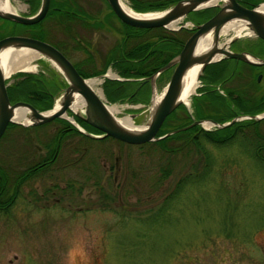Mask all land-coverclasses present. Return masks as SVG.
<instances>
[{
	"label": "rangeland",
	"instance_id": "1",
	"mask_svg": "<svg viewBox=\"0 0 264 264\" xmlns=\"http://www.w3.org/2000/svg\"><path fill=\"white\" fill-rule=\"evenodd\" d=\"M10 3L17 14L27 13L28 6L22 1ZM82 6L86 9L85 3ZM88 6L93 17L107 13L103 0H88ZM40 26L43 41L59 44L60 34L51 17ZM184 31L179 33L181 39ZM232 33L221 34L220 43ZM93 36L96 43L97 38H107L102 32ZM239 36L240 45L255 38L246 31ZM96 50H102L99 44ZM20 73L33 74L34 69ZM243 73L247 75L244 86L250 92L253 77L247 68L242 67ZM259 74L255 82L264 87V70ZM93 90L99 94L98 84ZM219 92L223 95L222 89ZM114 104L120 111L115 114L118 118L134 113L130 103ZM149 110L147 105L135 115L133 125L144 124ZM258 126L264 132V121ZM202 129L210 131L213 126L202 125ZM250 137L240 134L237 139L246 144ZM8 139L0 144V164L8 172V164L17 170L26 167L31 148L13 149ZM204 140L200 150L207 154L211 170L205 183L186 187L176 204L179 211L170 214L164 228H157L149 244L140 240L131 248L138 240L136 215L155 208L178 178L191 173L190 165L200 159V150L187 144L167 153L157 144L128 146L104 140L90 142L92 157L88 159L85 153L70 150L77 142L68 139L48 170L24 182L8 212H0V264H264V162L255 164L236 139L233 145L220 148Z\"/></svg>",
	"mask_w": 264,
	"mask_h": 264
},
{
	"label": "trees",
	"instance_id": "2",
	"mask_svg": "<svg viewBox=\"0 0 264 264\" xmlns=\"http://www.w3.org/2000/svg\"><path fill=\"white\" fill-rule=\"evenodd\" d=\"M20 1L28 6L29 14H33L39 5V0ZM80 1L83 0H49L48 10L38 23L32 25L15 23V25L21 30V33L19 34H25L33 38L44 40V31L41 29L40 25L44 19L50 17L57 25L59 24V21L63 23L64 31H69L71 23L68 22L70 19L67 18H71L72 20L83 18ZM176 1L177 0H128L130 8L133 11L140 13L160 11ZM263 1L264 0H237L239 4L247 8H251ZM103 2L109 9L105 0H103ZM215 11L216 8L214 7L195 10L187 14L184 20L190 21L193 24H199L209 18ZM106 15V18H108V16H114L110 9ZM89 16L93 18L90 14ZM73 24L74 22H72V25ZM122 25L125 30L123 39H119L114 47L109 50H122L123 56L116 57L114 53H111L110 58L105 61V65H107L110 60H114L113 69L120 77L147 78L181 49L180 43L183 39L178 37L179 32L168 30L163 27L137 28L124 23ZM192 30L194 29L192 28L189 29V31H186L190 34ZM73 31H75V28H73L72 35H70L73 39L71 40L73 43L72 48L79 49L81 46L74 37H80H78L76 32ZM135 38L136 40H134ZM243 46L246 48L245 51L251 55L258 58H264L263 40L254 38L253 40L245 42ZM234 49V52L239 51L237 50L238 47H234ZM118 58H120V60ZM242 67L249 69V74L253 77L251 80L253 87L250 89V92H247V89L244 86V83L247 81V75L244 73L241 75ZM262 70H264V65H249L240 60L230 58H222L208 64L204 67L198 78L200 86L196 89L197 95L192 96L190 100L192 116L188 114L182 104L178 105L165 117L156 136H160L169 130L184 127L190 124L193 120L209 119L217 123H223L239 115H256L264 112V87H261L255 82L256 75ZM96 74H98V71H93L89 76ZM24 75V73L17 72L11 76L13 81L8 91L10 102L25 100L27 93L29 94L31 89H34L32 75ZM230 81H234V83L226 85L227 82ZM106 83L111 84L113 82L106 81ZM23 89L27 91L25 92ZM221 89L223 90V95L219 92ZM116 97L117 96H111L106 93V100L108 102H116L113 100V98L115 99ZM50 103V100L46 98L45 104H35L38 105L39 109H47L50 106ZM263 121L264 118L263 120L261 119L258 121L242 119L222 129L213 128L210 131L203 130L200 126L194 125L157 141L147 143L157 144L165 152L172 153L187 144L193 145L196 149L200 150L202 140L204 139V141L214 148L233 145L234 140L236 139L235 142L242 147L243 153L252 159L255 164H260L264 162V132L258 130V125ZM8 128L9 124L6 129ZM245 130H249V132ZM95 131L98 132L97 129ZM247 133H249L251 137L247 140L246 144H242L238 141L237 136L240 134L247 135ZM5 135L6 131L3 137ZM167 143H171L172 146L167 147ZM178 144L182 145L178 146ZM200 152V159L194 160L190 165L191 173L188 172L184 177L178 178L173 184L172 190L164 195L155 208L149 207L142 213L136 215L135 222L138 227L135 236L138 240L136 241V244H132L134 246L131 248H135L140 240L144 241L142 244H149L150 238L155 231H157V228H164L163 224L169 220L170 214L179 211V207H177L176 204L186 187L193 188L205 183V177L210 174L211 170L209 168L207 154L203 150H200ZM52 154L53 151L50 152L44 167L49 166V163L52 160ZM202 162L203 167H201ZM200 168L202 170H200ZM38 169L39 167L33 169L31 166L30 169H25L16 174L14 182L8 186L6 183L8 173L5 167L0 164V212L7 213V207L9 205L11 206L17 197L18 185L24 180L35 176ZM217 173L220 175L221 171H218ZM225 236L226 238L229 237V235Z\"/></svg>",
	"mask_w": 264,
	"mask_h": 264
},
{
	"label": "water",
	"instance_id": "3",
	"mask_svg": "<svg viewBox=\"0 0 264 264\" xmlns=\"http://www.w3.org/2000/svg\"><path fill=\"white\" fill-rule=\"evenodd\" d=\"M105 1L119 21L137 28L163 27L176 30L185 27L188 22L185 21L176 28H171L169 25L171 23H179L192 11L207 7H215L216 11L203 22L193 25L194 31L183 42L179 52L159 67L153 74L145 78V80L148 79L152 84L154 78L159 73L168 68H173L157 101H153L154 96L157 94L154 88L151 87L148 103L150 107L149 116L144 124L140 126L134 125L132 128L125 127L117 121L118 117L108 111L107 104L86 85L85 79L79 77L70 61L54 46L45 41L28 36L14 35L0 39V53L5 49L19 48L34 51L38 55L37 58L46 60L66 81V86L58 99V108L38 112L27 103L21 101L12 104L9 103L4 83V80L9 76H4L2 67H0V136L6 125L13 122L15 108H25L28 111L27 123L35 125L64 113L66 109H69L73 96H78L83 102L82 111L77 113L76 116L101 132L99 136L95 137H111L130 145L157 141L188 127L202 125V123H209V125L214 126L216 129H222L242 119L258 121L264 118V112H262L256 115H239L223 123H217L209 119L194 120L187 126L171 130L160 136H155L165 117L182 103L180 95L183 87V78L189 69H197L196 78L198 80L205 66L222 58L240 60L254 66L264 65V58L255 57L245 51L233 52L227 49L230 42L238 38L239 34L243 31H247L248 34H252L254 37L264 41V10L259 8L264 4V1L251 8H247L237 3L236 0H218L213 4H207L211 0H177L165 9L157 12L137 13L154 14L147 17L134 16L125 12L121 8L119 0ZM48 5L49 0H39L36 11L31 15H21L10 9L0 8V16L18 24L31 25L39 22L44 17ZM233 21L242 24V29L244 30L238 34L234 33L226 41L220 43L221 28L226 23ZM204 36L210 37V44L206 49L197 52V42ZM215 56L218 57L215 58ZM259 78L260 75H257V81H259ZM128 116L132 121L135 114L132 113Z\"/></svg>",
	"mask_w": 264,
	"mask_h": 264
},
{
	"label": "flooded vegetation",
	"instance_id": "4",
	"mask_svg": "<svg viewBox=\"0 0 264 264\" xmlns=\"http://www.w3.org/2000/svg\"><path fill=\"white\" fill-rule=\"evenodd\" d=\"M84 1L85 0L80 1V6L82 7L81 9L83 11V13L81 14L83 18H78L74 20H72L71 18H67L70 19L68 22L71 23V24L69 23L70 24L69 31L66 32L63 30L64 25L60 21L58 25L54 23L55 31L58 34H60V38L57 40L61 45L60 46L58 43H55V47L70 61L71 65L73 66L79 77L85 80H91L96 77L97 82H95L96 84H93L91 89L93 90V88L96 87L98 84L99 94L102 96V98L105 101H107L106 93L111 96H117L115 98L116 102H125L126 104L130 103L131 105L134 106L133 108L135 109L133 110L134 111L133 114L137 116L138 114L141 113V111H143V109L147 108L151 94V87L154 88L155 92H157L160 87L161 88L164 87L169 79V76L173 68L172 67L168 68L167 70L159 73L154 78L152 84L148 79L145 80V77H139V78L120 77L113 69L114 60H110L109 63H107V65H105V61L108 58H110L111 53H114L116 57L123 56L122 50H113V51L109 50L114 47V45L119 39L121 38L123 39L125 34V30L122 25L123 23L119 21L117 17H115V15L113 17L108 16V18H110V22L113 23L112 25L113 27L109 24L108 18L104 17L106 14L95 18L90 17L89 16L90 10L88 9L89 7L88 0H86L85 2ZM83 3H85L86 9L82 6ZM6 4L7 5L11 4L10 0H0V8L5 9ZM105 8L107 10L106 12H108L109 9L107 8L106 5ZM26 14H29L28 8ZM72 22H74L73 25ZM191 25L192 26L190 27V29H192L193 25L195 24L191 23ZM73 28H75V31L73 32L78 33L77 31H79V33L82 34L81 36L83 38L82 39L81 37L80 38L74 37L76 41H78V44L81 46V48L76 50H73L72 48L73 43L71 40L73 39L70 37V35H72ZM114 28H116L117 30ZM184 30L186 29L185 28L179 29L176 32L181 33ZM193 31L194 30H192L190 34ZM97 32H102V34H105L107 38L106 39H104L103 37H101V39L97 38L99 41H97L96 43L93 35L96 34ZM19 33H21V30L15 25V22L0 16V39L14 35L28 36ZM183 33H185L186 35L183 41L180 43L181 46L183 42L187 39V37L190 35L188 31H184ZM233 34L234 33H232V35ZM239 38L240 36L235 40L231 41L227 49L233 51L235 50L234 47H238L237 49L239 50L238 52L245 51L246 48L243 45H240L239 41L241 40ZM110 39H112V42L108 46L107 44ZM134 40H136V38ZM96 44H99L102 50H96ZM66 48H70L72 50H66ZM68 52H70V54L74 56L73 57L74 59L69 56ZM118 59L120 60V58ZM39 60L35 59L36 63L34 64V73L31 74L33 77L32 83L34 89H31L29 94L26 95L25 100H20V101L27 103L38 112H43L54 108V102L60 98L61 93L63 92V89L66 86V81L56 69L51 68L50 64L41 63ZM1 66L4 72L5 70L4 65L2 64ZM93 71H98V74L89 76V74H91ZM24 76H27V74ZM12 81L13 79H11V77L4 80L7 97ZM106 81H111L113 83L108 84L106 83ZM95 93L99 96L97 92ZM46 98L50 100L51 102L50 106L47 109H39L38 105H36L35 103H39V105L45 104ZM73 100H74V96L72 98V101ZM9 103L12 104L15 102L9 101ZM138 106L141 108H138ZM184 108L187 110L188 114L191 112L190 108H186L185 106ZM81 111L82 109L79 110L78 112ZM78 112L72 110L69 105V109H66L64 113H61L59 116L53 117L50 120L45 121L43 123L30 125L27 122L24 123L22 121H16L13 119V122L8 123L9 128L6 129L7 126L5 127L3 133L0 136V144L5 139V137L6 138L8 137L9 138L8 144L10 145L11 148L15 149V148H20L22 146V147L31 148L32 150V155L29 159L30 163L26 167L17 170L15 169L14 166H10L8 164L9 172L7 171L8 173L6 179L7 185L9 186L12 182H14V177L16 174L24 171L25 169L28 168L30 169L31 166L33 169L39 167L38 172L36 173L35 176L24 180L22 183L18 185L17 196L19 193V188L21 185H23L24 182H26L29 179L39 177L48 170L49 166L53 162H55L56 158L59 157L68 139L74 138L75 141L77 142V145H75L70 150L75 152H80V154L82 155L85 153L86 156L89 157L88 159H91L92 157V154L88 151V147L91 146L90 142L93 141L96 142L100 140L101 141L110 140L112 141L113 144L115 143L116 145H120V144L127 145L123 142H120L110 137H100V138L95 137L101 134L100 131L98 132L95 131L96 129L94 127L90 126L89 124L79 119L76 116ZM27 114L28 113H26L25 117H27ZM63 114H65L66 117H64ZM5 131H6V135L3 137ZM42 137L45 140L44 142L40 141V138ZM51 151H53L52 160L49 163L48 167H44V165L47 162L46 160L50 155ZM14 158L15 156L13 155V159ZM10 207H11L10 205L7 207V212Z\"/></svg>",
	"mask_w": 264,
	"mask_h": 264
},
{
	"label": "bare ground",
	"instance_id": "5",
	"mask_svg": "<svg viewBox=\"0 0 264 264\" xmlns=\"http://www.w3.org/2000/svg\"><path fill=\"white\" fill-rule=\"evenodd\" d=\"M217 1L218 0H211L207 4H213V3H216ZM5 6H6L5 9H10V10L14 11L12 5L6 4ZM120 6L125 12H127L131 15H134V16L147 17V16L154 15V14H137L134 11H132L123 2L120 3ZM259 8L264 10V4H262ZM174 25H175L174 23H171L169 26L173 27ZM242 27H243V25L240 23H237L234 21L229 22V23H226L221 28L220 34L226 35L229 31H232L233 33L238 34L242 30H244V29H242ZM209 44H210V37L204 36V37L200 38V40L197 42L196 51L201 52L202 50L206 49L209 46ZM37 56H38L37 53H35L34 51H31L29 49H26V48L5 49L0 53V67H2L1 66L2 64L4 65V68H5V70L3 72L4 76H10L11 74H14L15 72L32 71L34 69L33 60L37 59ZM217 57L218 56H215V58H217ZM196 75H197V69L193 68V69H189L183 78V83H182L183 87L181 90L180 98L185 104L188 103L190 95H192L194 93V90L197 87ZM95 82H97L96 79L85 80L86 85H88L90 88H92L93 84H96ZM24 91L26 92L27 90H24ZM18 94H19V91H18ZM159 97H160V95L154 96L153 101H157L159 99ZM113 100L116 101V99H114V98H113ZM58 105H59V100H56L54 102V108L53 109H57ZM82 107H83L82 100H80L77 96H75L74 100L70 104V108L72 110L78 112L79 110L82 109ZM107 109L110 113H112L114 115L118 114L120 112L118 109V106L116 104L107 105ZM26 113H28V111L25 108L17 107L14 110L13 119L16 121H22V122L26 123V122H28L27 117H25ZM63 116L66 117L65 114H63ZM69 120H70V118H69ZM117 121L125 127H128V128L134 127L131 119L128 116L120 117L117 119ZM208 125H209V123L206 124V127H208Z\"/></svg>",
	"mask_w": 264,
	"mask_h": 264
}]
</instances>
